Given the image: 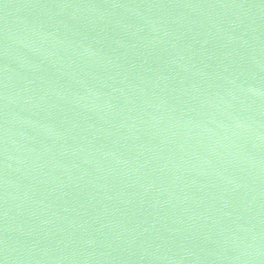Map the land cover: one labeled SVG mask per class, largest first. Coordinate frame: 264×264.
<instances>
[{"label":"water","instance_id":"95a60500","mask_svg":"<svg viewBox=\"0 0 264 264\" xmlns=\"http://www.w3.org/2000/svg\"><path fill=\"white\" fill-rule=\"evenodd\" d=\"M0 264H264V0H0Z\"/></svg>","mask_w":264,"mask_h":264}]
</instances>
